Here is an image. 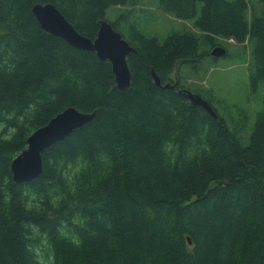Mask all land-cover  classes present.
Listing matches in <instances>:
<instances>
[{
  "label": "trees",
  "instance_id": "obj_1",
  "mask_svg": "<svg viewBox=\"0 0 264 264\" xmlns=\"http://www.w3.org/2000/svg\"><path fill=\"white\" fill-rule=\"evenodd\" d=\"M144 1L0 0V264H264V96L233 110L180 73L208 72L221 46L264 84V0H159L183 26L155 35ZM48 3L93 40L112 23L136 49L129 88L40 26L32 8ZM68 107L96 116L43 153L39 177L14 181L28 137Z\"/></svg>",
  "mask_w": 264,
  "mask_h": 264
},
{
  "label": "water",
  "instance_id": "obj_2",
  "mask_svg": "<svg viewBox=\"0 0 264 264\" xmlns=\"http://www.w3.org/2000/svg\"><path fill=\"white\" fill-rule=\"evenodd\" d=\"M40 26L50 34L59 36L72 46L87 51H94L102 60H109L112 64L119 88L127 89L131 84V71L128 56L136 49L123 35L106 19L99 21V31L93 40L81 33L66 19L62 12L53 4H35L32 8ZM226 50L217 46L212 55L222 57ZM157 85L160 79L154 73ZM165 87H172L167 84ZM180 94L188 98L194 105L204 107L216 116L212 106L202 96L184 89ZM96 111L82 112L74 107H68L54 116L46 125L35 130L27 139V147L12 161L11 169L16 182H30L39 177L43 171V153L66 138L74 130L92 121Z\"/></svg>",
  "mask_w": 264,
  "mask_h": 264
},
{
  "label": "rangeland",
  "instance_id": "obj_3",
  "mask_svg": "<svg viewBox=\"0 0 264 264\" xmlns=\"http://www.w3.org/2000/svg\"><path fill=\"white\" fill-rule=\"evenodd\" d=\"M249 1L255 3L258 0ZM158 3L159 0H145L144 4L138 7V9L143 8L149 11L146 16L141 17V28L152 35L155 33L165 34L171 31L172 27L181 28L183 26L182 20L161 11ZM120 9L118 6L110 8L107 12L109 19L114 20L120 13ZM228 59L227 56L220 57L218 65L210 67L208 72L204 71L205 67L203 66L200 70L193 71L188 64H182L180 73L184 83L192 86L198 84L203 88H213L218 98L223 100L224 106H230L233 110L237 104L248 110L255 107L259 108L264 96V84L257 90H253L246 64H241V61L236 59L237 63H234ZM207 65L205 62V66Z\"/></svg>",
  "mask_w": 264,
  "mask_h": 264
}]
</instances>
